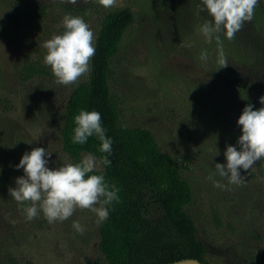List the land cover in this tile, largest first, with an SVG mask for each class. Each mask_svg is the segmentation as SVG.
Wrapping results in <instances>:
<instances>
[{
    "label": "rangeland",
    "instance_id": "obj_1",
    "mask_svg": "<svg viewBox=\"0 0 264 264\" xmlns=\"http://www.w3.org/2000/svg\"><path fill=\"white\" fill-rule=\"evenodd\" d=\"M125 8L134 21L110 76L120 126L149 130L177 160L192 190L186 212L206 247L205 262L264 264V158L242 171L241 185L221 189L206 179L215 163H226V146L236 145L244 106H262L264 0L231 39L220 33L227 60L221 68L215 40L199 30L210 19L200 0H114L107 9L97 0H0V264H106L99 250L105 221L97 224L94 212L77 208L65 221L50 224L42 214L27 221L9 188L23 175L14 166L32 148L51 152L50 168L73 163L63 150L64 116L72 91L89 80L91 58L88 72L60 84L43 62V43L64 31L62 18L71 14L89 24L95 47L104 17Z\"/></svg>",
    "mask_w": 264,
    "mask_h": 264
},
{
    "label": "trees",
    "instance_id": "obj_2",
    "mask_svg": "<svg viewBox=\"0 0 264 264\" xmlns=\"http://www.w3.org/2000/svg\"><path fill=\"white\" fill-rule=\"evenodd\" d=\"M133 21L130 8L104 17L89 80L72 91L66 106L63 150L73 163L84 153L98 158L107 155L98 151L100 142L95 136L84 145L71 142L74 115L81 109L98 111L106 135L113 141L108 156L111 164L102 165L101 172L119 188V202L108 206V218L100 228L99 250L106 264H168L184 259L209 264L196 224L186 212L192 190L181 177L177 160L161 150L149 130L119 123L110 86L111 64Z\"/></svg>",
    "mask_w": 264,
    "mask_h": 264
},
{
    "label": "clouds",
    "instance_id": "obj_3",
    "mask_svg": "<svg viewBox=\"0 0 264 264\" xmlns=\"http://www.w3.org/2000/svg\"><path fill=\"white\" fill-rule=\"evenodd\" d=\"M74 3L75 0H68ZM105 9L114 0H97ZM257 0H200V11L206 12L210 19L200 25V32L208 42L215 40L217 45L216 63L219 68L227 64L220 33L231 39L245 21L251 20ZM64 31L53 35L43 43L46 54L45 65L50 66L54 77L60 84H70L89 71L90 58L95 54L93 31L81 16L66 14L62 18ZM200 60H208L207 49L200 52ZM218 68V69H219ZM262 105L254 109L246 104L236 123L241 134L236 145L226 146V163H215V171L206 179L214 187L224 189L228 185H241L244 181L242 171L264 158V95L259 97ZM73 144L84 145L89 137L95 136L100 144L98 151L107 155L99 158L93 153L83 154L78 162H63L59 167H48L51 152L43 147L25 151L14 167L22 169L23 175L15 179V187L9 188L10 196L23 205L22 212L27 221L42 214L48 223L65 221L77 208L94 212L96 223H103L109 215L113 202H119V188L110 184L102 172L101 165L109 166L108 156L112 152V138L106 135L102 126L101 114L96 110L81 109L74 115ZM238 145V148H237ZM223 178L227 184L215 179ZM75 232L83 234L84 228L78 220L71 224Z\"/></svg>",
    "mask_w": 264,
    "mask_h": 264
},
{
    "label": "water",
    "instance_id": "obj_4",
    "mask_svg": "<svg viewBox=\"0 0 264 264\" xmlns=\"http://www.w3.org/2000/svg\"><path fill=\"white\" fill-rule=\"evenodd\" d=\"M168 264H205V263L200 262L197 259H184V260H179V261L168 263Z\"/></svg>",
    "mask_w": 264,
    "mask_h": 264
}]
</instances>
